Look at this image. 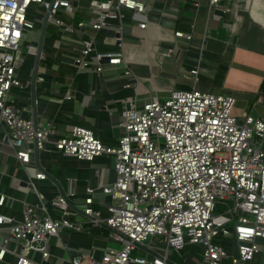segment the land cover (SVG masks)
Listing matches in <instances>:
<instances>
[{"label": "built area", "instance_id": "1", "mask_svg": "<svg viewBox=\"0 0 264 264\" xmlns=\"http://www.w3.org/2000/svg\"><path fill=\"white\" fill-rule=\"evenodd\" d=\"M80 1L0 0V143L13 150L27 172V194L33 195L21 200L19 216L5 213L17 198L2 191L0 182V264H45L52 256L51 240H59L63 229L71 235L87 229L108 233L104 244L82 245L86 247L68 254L67 264H168L170 249L183 250L187 244L202 246L205 264L253 260L264 251V114L237 116L235 96L196 88L173 90L164 99L128 96L119 123L122 133L117 143L106 144L84 126L61 130L38 118L37 99L35 106L24 108L11 102V89L31 82L19 70L27 38H39L28 17L33 4L45 12L38 18L47 16V25L54 24L61 34L83 32L73 47L76 70L102 73L106 65H121L122 74L132 80L126 87L135 84L122 51L97 50L96 33L116 29L121 48L124 10L146 15V0H87L91 15L77 19ZM225 1L209 0V7L230 12ZM139 27L146 28L147 21ZM177 36L191 38L182 31ZM37 39L27 52L38 60L31 78L44 81L47 71L40 63L47 57L35 46ZM25 111L30 114L25 116ZM43 151L85 162L109 155L114 179L85 187V195L77 198L75 178L65 191L39 164ZM33 163L36 171L30 175ZM45 180L51 183L50 197L38 185ZM219 205L226 208L216 214ZM38 253L40 260L34 257Z\"/></svg>", "mask_w": 264, "mask_h": 264}, {"label": "crops", "instance_id": "2", "mask_svg": "<svg viewBox=\"0 0 264 264\" xmlns=\"http://www.w3.org/2000/svg\"><path fill=\"white\" fill-rule=\"evenodd\" d=\"M80 4L76 18L91 15ZM147 14L140 15L125 9L124 23L131 28L124 35L123 45L107 42L104 29L96 33V48L100 52L122 51L124 59L133 71L137 81L131 87L122 72L123 67L106 65L102 73L78 71L73 60L74 45L80 44L83 32L61 34L54 24L47 25L42 50L47 60L40 65L52 77L40 81L31 78L37 59L27 53L24 66L19 70L20 77L30 83L22 87H13L10 100L24 108L35 106L36 116L51 121L61 129L73 125L91 129L106 144H115L122 133L119 123L123 101L128 96L140 100L158 95L164 99L176 89L196 88L204 92L228 93L236 97L240 104V116L252 111L253 115L264 114V0H226L223 4L231 8L224 12L219 8H210L209 0H146ZM65 18L71 21L70 16ZM147 21V27H139V22ZM42 27L36 28L39 38L35 46L39 47ZM91 30L86 29V32ZM182 31L191 38L177 36ZM40 41V42H39ZM197 70V74L192 73ZM72 98H66L67 93ZM254 109V103L258 98ZM28 112H24L27 116ZM4 125L0 122V134ZM8 146L0 143V182L1 190L15 195L17 201L12 207L4 208L5 213L20 215L21 200L33 195L13 188L15 178H27V172L13 155ZM101 157L107 158L101 163ZM39 164L54 176L65 191L70 189V178L76 179L77 198L85 195V187L109 183L114 179L113 159L103 155L92 162L78 161L63 156L58 151H43L39 154ZM31 166L28 173L32 175ZM18 169L21 174H17ZM36 169H34L35 174ZM46 196L53 193L48 180L38 182ZM24 196H23V195ZM23 196V197H21ZM107 231L87 229L82 233L61 230L59 240H51L52 256L45 264H67L68 254L78 252L93 242L104 244ZM264 246V239L260 240ZM230 250L235 247L227 246ZM168 264H205L203 248L187 244L183 250L170 249ZM38 260L41 254H34ZM69 264V263H68ZM242 264H264V251L258 252L251 261Z\"/></svg>", "mask_w": 264, "mask_h": 264}, {"label": "water", "instance_id": "3", "mask_svg": "<svg viewBox=\"0 0 264 264\" xmlns=\"http://www.w3.org/2000/svg\"><path fill=\"white\" fill-rule=\"evenodd\" d=\"M46 28H47V16L44 18V21H43V27H42V32L43 33H42V37H41V43H40V46H39V52L42 50V45H43L42 42H43V39H44V33L46 31ZM130 30H131V28L129 26L124 25L123 28H122V33L123 34H129ZM119 36H120V33L114 28H108L107 31H106L107 42H111V43H114L116 45H119L121 43L120 40H117V37H119ZM70 61L74 63V60L71 59ZM104 61H108V59H104L103 62ZM44 77L45 78H49V77H52V76L49 75V74H44ZM34 78H35V76H34ZM12 187L20 189L24 193L28 192L26 181H24V180H22L20 178L13 179ZM34 244L38 245L39 243L35 242ZM40 244L44 245L43 242H41Z\"/></svg>", "mask_w": 264, "mask_h": 264}, {"label": "rangeland", "instance_id": "4", "mask_svg": "<svg viewBox=\"0 0 264 264\" xmlns=\"http://www.w3.org/2000/svg\"><path fill=\"white\" fill-rule=\"evenodd\" d=\"M43 15H45V12H44V10H36V5L35 4H33L32 6H31V8H30V11H29V15H28V17H29V19L31 20V21H33L34 23H35V27L36 28H40L41 27V25L43 24V21L42 20H40L38 17H42ZM35 39H37V38H30V37H28L27 38V41H26V44H24L23 45V53H21L22 54V56H24L25 57V59H26V57H27V52H28V46H29V44L32 42V41H34ZM239 107H240V104H237L236 103V105H235V107H234V109H233V114H235V115H237V116H240V112H239ZM99 161L101 162V163H105L106 161H107V158H105V157H101L100 159H99ZM31 168H34L33 166H31ZM35 169V168H34ZM34 169H31L32 171H30L31 173H32V175H34ZM17 174H21V171L18 169V171H17ZM4 191V190H3ZM6 192V191H5ZM23 195V194H22ZM15 196V195H14ZM24 196V195H23ZM23 196H21V197H23ZM16 197H20V194H16ZM24 199V198H23ZM225 208H226V206L225 205H219L218 207H217V209H216V214H218V213H221V212H224L225 211Z\"/></svg>", "mask_w": 264, "mask_h": 264}]
</instances>
